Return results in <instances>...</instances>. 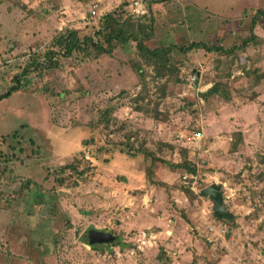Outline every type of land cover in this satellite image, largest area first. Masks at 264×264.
<instances>
[{"label": "rangeland", "instance_id": "obj_1", "mask_svg": "<svg viewBox=\"0 0 264 264\" xmlns=\"http://www.w3.org/2000/svg\"><path fill=\"white\" fill-rule=\"evenodd\" d=\"M71 1L0 0V95L59 34L98 30L94 4L61 9ZM129 3L107 9L139 21ZM147 11V46L173 48L163 76L129 42L110 56H58L0 101V264H264V0ZM193 43L218 50L180 51ZM150 154L200 171L183 180ZM211 184L232 221L200 195ZM91 229L119 244L88 245ZM142 232L156 244L141 246Z\"/></svg>", "mask_w": 264, "mask_h": 264}, {"label": "trees", "instance_id": "obj_2", "mask_svg": "<svg viewBox=\"0 0 264 264\" xmlns=\"http://www.w3.org/2000/svg\"><path fill=\"white\" fill-rule=\"evenodd\" d=\"M161 1L167 2L169 0H159L158 2ZM257 15L264 16V13L258 12ZM137 20L139 21H132L127 18L123 19L121 11L119 9H113L103 16L100 21V27L92 35H80V32L77 29L64 31L54 38L50 50L42 54L41 61H38L39 56H36L35 54L30 57V60L24 66L21 74L15 76L14 85L9 87L3 94L0 95V101L10 97L13 93L21 91V79L28 75V73L33 71H47L56 69L59 64L57 60L58 56L66 59L73 57L75 54L81 55L82 57H89L91 53H95L96 55L110 56L116 47L124 46L129 42L135 45V50L139 59L158 70L157 75L163 76V72L161 70H163L165 67V62L168 60L167 56L171 53L173 48L148 47L147 43L152 39L153 36V28L150 26V29L147 30V27L144 26L142 19ZM253 26L254 22H252L251 29ZM254 38L255 36L251 35L248 40L243 42L242 47H246L250 41H253ZM194 49L206 50L207 48L203 43H193L185 49L181 48L180 51L185 52L192 51ZM215 50L217 51L218 48L207 49V51ZM134 70L137 72V74H142L140 67H136ZM214 90L215 89L212 87L207 92L201 94V96L205 98L209 94L213 93ZM150 155L152 156V164H160L161 166H166L173 171L182 170L192 175H196L200 171L188 160H184L177 164H172L157 158L155 155ZM70 168L71 166L68 165L64 166L61 170H68ZM155 184H157V182ZM186 192L191 196V199L196 198L195 195L189 190ZM215 219L218 220L217 218Z\"/></svg>", "mask_w": 264, "mask_h": 264}, {"label": "water", "instance_id": "obj_3", "mask_svg": "<svg viewBox=\"0 0 264 264\" xmlns=\"http://www.w3.org/2000/svg\"><path fill=\"white\" fill-rule=\"evenodd\" d=\"M11 50V49H10ZM201 196L207 197L212 203L213 207V216L218 220H228L231 221L233 215L228 212L224 206L223 194L221 187L217 184H211L200 191ZM88 245L94 247V245L102 244H115L118 245L119 241L115 239L110 233L98 231V230H89L87 233Z\"/></svg>", "mask_w": 264, "mask_h": 264}, {"label": "built area", "instance_id": "obj_4", "mask_svg": "<svg viewBox=\"0 0 264 264\" xmlns=\"http://www.w3.org/2000/svg\"><path fill=\"white\" fill-rule=\"evenodd\" d=\"M159 0H130L129 6H128V16L134 18V19H142L144 16L147 15L148 13V6L150 4H161L164 3L163 1L158 2ZM154 2V3H153ZM156 2V3H155ZM90 14L92 16L95 17H100L101 15L98 14V7L96 4H94L90 10ZM194 79V78H193ZM192 79V80H193ZM194 137H192L193 141H197L200 138V134H193ZM195 175L192 174H186L183 175L182 179L186 180L187 178H191V179H195L194 177ZM192 191L194 190V188L191 189ZM224 199V197H223ZM209 232H213L212 228L208 229ZM223 232V231H222ZM155 236L149 235L147 237L145 232L141 233L140 239L138 240V242L141 244V246H148V247H152L154 245V240H155ZM139 246V249H142V247Z\"/></svg>", "mask_w": 264, "mask_h": 264}, {"label": "crops", "instance_id": "obj_5", "mask_svg": "<svg viewBox=\"0 0 264 264\" xmlns=\"http://www.w3.org/2000/svg\"><path fill=\"white\" fill-rule=\"evenodd\" d=\"M59 1V0H58ZM61 2L64 0H60ZM67 1V0H66ZM88 3V4H87ZM98 4V14L99 15H105V12H110L111 10L107 9L110 0H72L71 3L69 4V6H62L61 9H63L64 7L70 10H80V8L83 9V7H87L90 4ZM62 4V3H61ZM84 5V6H83ZM84 7V8H85ZM66 10V9H65ZM105 10V12H104ZM67 11V10H66ZM104 12V13H103ZM168 234H170V230L167 231ZM159 234H154V236L157 238ZM156 244V242H154V245Z\"/></svg>", "mask_w": 264, "mask_h": 264}]
</instances>
